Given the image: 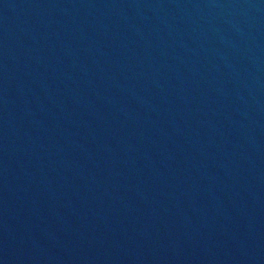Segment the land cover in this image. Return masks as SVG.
I'll list each match as a JSON object with an SVG mask.
<instances>
[{
    "label": "water",
    "instance_id": "water-1",
    "mask_svg": "<svg viewBox=\"0 0 264 264\" xmlns=\"http://www.w3.org/2000/svg\"><path fill=\"white\" fill-rule=\"evenodd\" d=\"M0 264H264V0H0Z\"/></svg>",
    "mask_w": 264,
    "mask_h": 264
}]
</instances>
